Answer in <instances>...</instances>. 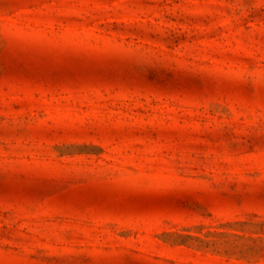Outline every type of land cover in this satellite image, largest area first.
Segmentation results:
<instances>
[{
    "label": "rangeland",
    "instance_id": "374dc122",
    "mask_svg": "<svg viewBox=\"0 0 264 264\" xmlns=\"http://www.w3.org/2000/svg\"><path fill=\"white\" fill-rule=\"evenodd\" d=\"M0 264H264V0H0Z\"/></svg>",
    "mask_w": 264,
    "mask_h": 264
}]
</instances>
